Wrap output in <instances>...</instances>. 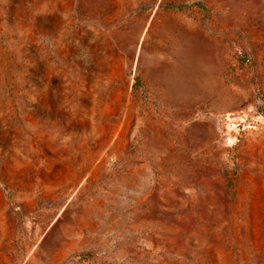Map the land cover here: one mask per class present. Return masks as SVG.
I'll list each match as a JSON object with an SVG mask.
<instances>
[{
    "label": "rangeland",
    "instance_id": "374dc122",
    "mask_svg": "<svg viewBox=\"0 0 264 264\" xmlns=\"http://www.w3.org/2000/svg\"><path fill=\"white\" fill-rule=\"evenodd\" d=\"M0 264H264V0H0Z\"/></svg>",
    "mask_w": 264,
    "mask_h": 264
}]
</instances>
